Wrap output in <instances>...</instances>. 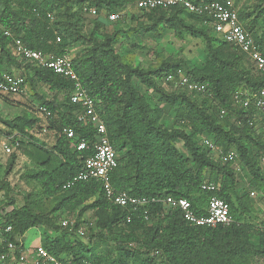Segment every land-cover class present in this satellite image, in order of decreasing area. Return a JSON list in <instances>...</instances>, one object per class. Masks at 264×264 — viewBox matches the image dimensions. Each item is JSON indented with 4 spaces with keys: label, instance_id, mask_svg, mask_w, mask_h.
I'll list each match as a JSON object with an SVG mask.
<instances>
[{
    "label": "trees",
    "instance_id": "16d2710c",
    "mask_svg": "<svg viewBox=\"0 0 264 264\" xmlns=\"http://www.w3.org/2000/svg\"><path fill=\"white\" fill-rule=\"evenodd\" d=\"M1 1L0 59L19 61L9 49L16 38L42 53L70 56L83 86L97 101V111L106 124L108 140L118 153V167L110 179L113 188L150 200L146 214L144 208L132 211L130 207L110 203L101 183L96 180L78 181L65 188L81 172L83 161L93 153V149L74 150V142L83 139L93 143L96 131L77 120L76 112L80 106L69 101L73 90L69 80L52 70L27 64L33 74L28 78L24 73L26 86L32 87L34 101L15 98L23 97L20 94L0 93L5 104L24 110L12 121L5 122L6 129H0V136L13 144L18 142L17 150L32 148L45 154L42 168L33 170L29 177L41 185L47 199L54 201L51 212L78 211L81 219L94 211L99 229L96 235L100 241L110 238L120 247L119 254L105 264H264L263 224L256 226L245 221L253 218L255 208L249 194L238 193L233 163L215 160L211 150L204 148L198 139L209 136L225 153L236 149L242 167L251 178V186L258 187L264 194V171L259 162L264 155V142L257 138L258 131L249 126V120L257 115V111L232 107V97L239 89L264 90V73L256 70L247 55L234 44L219 39L202 16L180 7L150 12L141 10L149 24H140L133 33L161 34L162 27H166L178 40H183L185 34L200 39L206 54V62L201 68L190 67L183 60H167L157 68L145 69L135 66L119 53L116 45L126 31L119 29L100 37L98 26L88 28L86 22L87 16L97 19L105 10L110 14L117 12L132 0ZM192 1L198 3L200 0ZM219 1L225 3L228 0ZM256 1L259 9L237 11L244 29L264 53V27L257 23L262 19L264 24V0ZM85 7L96 8L97 15L86 14ZM48 14L54 15V21ZM6 30L12 36H6ZM126 33L128 37L131 34ZM76 44L84 47L72 57L71 48ZM244 59L250 62L255 75L246 68ZM179 69H185L192 82L207 85L213 97H194L164 88L163 78ZM38 84L47 86L56 96L48 99L39 95L35 92ZM138 86L146 93L152 91L157 104L141 93ZM60 94L63 97L57 101ZM161 104L175 110L176 127L172 130L162 124L164 110ZM41 107H46L52 117L42 113ZM219 108H225L229 113L222 121L217 117ZM66 127L75 130V140L63 134ZM178 141L183 143L186 153L177 148ZM16 158L14 155L9 173ZM205 180H218L220 190L215 194L203 191L201 186ZM2 189L10 191L6 183L0 185ZM212 195L229 204L233 218L230 225L215 228L191 225L182 218L180 211L166 212L161 202H152L165 197L187 199L196 212H200ZM11 204H14L13 199ZM46 223L54 226L58 233L47 237L43 243L49 253L62 264H90L94 253L90 244L68 239L72 235L68 231L70 228L56 227L53 221L45 220L29 205L4 215L0 224L3 239L0 253L7 251L10 242L16 245L17 252L21 251L20 240L26 232ZM79 226L78 222L70 230L77 232ZM9 227L11 230L7 232ZM253 234L257 236L256 243L252 241Z\"/></svg>",
    "mask_w": 264,
    "mask_h": 264
},
{
    "label": "built area",
    "instance_id": "2783aa9c",
    "mask_svg": "<svg viewBox=\"0 0 264 264\" xmlns=\"http://www.w3.org/2000/svg\"><path fill=\"white\" fill-rule=\"evenodd\" d=\"M136 5L139 10L150 12L155 9H169L171 7L183 8L188 13L204 17L212 28L213 32L219 39L224 42L234 44L243 53L247 55L255 65L259 73H264V53L260 50L255 40L248 33L239 19L238 11L234 8L233 3L229 0L221 2L219 0H200L198 3L192 0H136ZM84 11L88 15L96 16V8L85 7ZM48 18L54 21L53 14H48ZM109 21L120 19L119 13H112L109 15ZM5 35L10 37L12 34L6 30ZM60 42V38L57 39ZM11 55L21 62L26 64H33L39 68L52 70L73 84V90L69 95V101L74 105H79L80 110L76 112V118L83 125H89L96 131V139L93 143L86 140H79L74 142L73 149L82 152L93 149V153L83 161V168L81 172L70 182L65 188H70L78 181L96 180L101 183L106 199L121 207H130L132 211L139 208H144L147 214V207L150 200L145 197H134L128 192L116 191L111 184V175L118 167V153L111 145L107 137V128L105 122L100 117L97 111V101L90 96L88 91L83 86L78 74L74 70L73 60L68 55L58 56L55 54H46L42 51L34 50L21 40L16 38L12 44L9 45ZM185 69H179L176 73H169L163 78V86L170 92L185 93L194 97H213L212 90L207 85L197 84L192 82L186 75ZM26 75L16 74L10 72H0V93L4 94H21L26 88ZM232 107L248 111L250 108L257 111L251 120L249 126L257 132V138L264 142V90L259 92H250L248 90L239 89L232 97ZM41 112L47 117H52V113L46 107L40 108ZM228 110L219 108L217 117L219 121L224 120L228 116ZM63 134L68 139L75 140L77 138L76 132L72 127H66L62 130ZM200 144L211 150V156L222 163H233L234 166L241 169L242 165L239 161V155L236 149L232 148L227 153L223 148L218 146L216 142L207 135L200 136ZM8 143H3V149L6 154H11L19 147V143L13 144L10 140ZM260 165L264 171V155L260 157ZM203 191L212 194L220 190V182L218 180H205L201 186ZM152 202H161L166 212L180 211L182 218L191 225L198 227L215 228L219 225L228 226L233 222L231 218L229 204L212 195L206 206L200 212H196L190 201L187 199H176L174 197H165L163 199L153 200ZM148 217L146 216L145 219ZM72 223L64 220L61 223L62 227H69ZM264 228V223L263 226ZM9 227L6 231H10ZM83 226L77 230L78 236L85 234ZM17 251L14 243L10 242L7 245V252L0 253V264L6 262L11 253ZM23 251V249H21ZM33 260L40 261L43 264H62L61 260L49 253L43 245H40L31 252ZM25 256H21L19 261H24Z\"/></svg>",
    "mask_w": 264,
    "mask_h": 264
},
{
    "label": "rangeland",
    "instance_id": "374dc122",
    "mask_svg": "<svg viewBox=\"0 0 264 264\" xmlns=\"http://www.w3.org/2000/svg\"><path fill=\"white\" fill-rule=\"evenodd\" d=\"M233 3L236 10L251 11L256 7V0H229ZM2 8V1L0 0V9ZM120 10L114 13L120 14V19L115 21L108 20V11H103L99 18L87 16L86 22L89 27L98 26V36L102 37L104 34H111L119 29L126 32H130L128 37L126 32L122 33L117 43V49L119 53L125 57L128 61H131L135 66H139L145 69L157 68L164 61L179 62L183 60L190 67L201 68L206 62V54L203 42L200 39L192 38L190 35L185 34L183 40H178L174 33L166 27H162L159 32L152 33H133L134 29H138L140 24L148 25L149 21L144 13L137 8L135 0H132L125 7L119 8ZM115 10V9H113ZM96 22V23H95ZM258 26L264 27L263 20H258ZM82 44H76L71 48V55L74 57L83 50ZM18 64L24 69V73L31 78L33 71L29 70L27 64L21 61ZM244 64L247 69L255 75L254 70L251 68L250 62L244 59ZM138 85V82L135 81ZM141 93L146 94L147 97L153 99L152 103L157 104V98L155 94L150 91L146 93L145 89L138 86ZM28 91L27 95L25 93ZM35 92L44 97H48L50 90L47 86L38 84L35 87ZM23 97L15 96V98H24L25 100L34 101L31 97L32 87L27 85L24 89V93L20 94ZM1 100V99H0ZM35 105L37 103L35 102ZM160 107L164 110L162 124L167 129H174L176 127V113L175 110L168 106L161 104ZM24 113L23 109H15L7 104H3L0 101V129H6L5 122H10L17 116ZM50 139V138H48ZM3 143H8L6 137L0 136V185L7 184L10 187V191L6 189L0 190V224L4 221V215L11 212L14 209H19L22 206L29 205L31 209L46 220L53 221L56 227H60L64 220H68L72 223L68 228L73 229V226L79 222V227L83 226L85 234L78 236L75 230L68 229L72 234L68 239L79 240L86 245L90 244L94 248L93 258H91L90 264H105L111 258L119 254L120 247L115 240L108 238L106 241H100L96 235L99 232L97 228V217L94 211L86 213L81 219L78 218V211H60L59 213H53L52 208L54 201L49 200L43 195L41 185L29 175L33 170L42 168L41 164L46 160L45 154L37 149L23 148L21 150L15 149L13 151L16 155L15 163L13 164L12 171L9 173V166L13 161V153L6 154L3 149ZM177 148L186 153L183 147V143L177 142ZM215 159V158H214ZM217 160V159H215ZM54 168V165L51 167ZM238 178V193L240 195L249 194L251 203L255 208V215L253 218H246L245 221L254 223L256 226H262L264 223V194L258 187H252L250 184L251 178L246 169L234 166ZM11 199L14 200V204H11ZM83 222V223H82ZM37 229V230H36ZM36 229H30L24 236V247L29 252L34 251L36 247L31 244L41 237L43 242L47 237H54L58 235L54 226L49 224H43ZM60 234V231H59ZM118 235V231L116 233ZM93 236V237H92ZM252 241L257 242V236L252 235ZM29 264H43L37 260H27Z\"/></svg>",
    "mask_w": 264,
    "mask_h": 264
},
{
    "label": "crops",
    "instance_id": "0c3cea01",
    "mask_svg": "<svg viewBox=\"0 0 264 264\" xmlns=\"http://www.w3.org/2000/svg\"><path fill=\"white\" fill-rule=\"evenodd\" d=\"M18 63L19 62H17V61L15 62V60L7 61L5 58H3V59L1 58L0 59V70L4 71V72H13V73H16V74H23L24 73V69ZM27 93H28V91L25 93V95H27ZM49 94L50 95L48 96V99H51V98L56 96V94L52 93L51 91H50ZM62 97L63 96L60 94L58 96L57 101L61 100ZM0 101L4 104V102L2 100H0ZM17 109L20 110L21 108H17ZM32 229H36V228H32ZM24 236L20 240V242L22 243L23 251H19V252L15 251L14 253H11L10 257L7 260V264H29V262L27 260H29V259L32 260L33 256L31 255V251L29 250V252H28V251L25 250V247H24ZM44 241L41 242V237H40L39 239L34 241L31 244V246L36 244L35 246L38 247L40 245H43ZM2 242H3V239L0 237V245L2 244ZM21 256H25L26 259L24 261H19Z\"/></svg>",
    "mask_w": 264,
    "mask_h": 264
}]
</instances>
